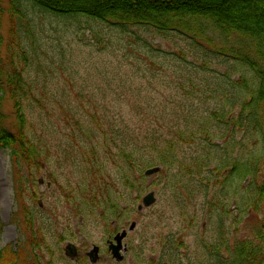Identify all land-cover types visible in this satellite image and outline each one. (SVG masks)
<instances>
[{"label": "trees", "instance_id": "16d2710c", "mask_svg": "<svg viewBox=\"0 0 264 264\" xmlns=\"http://www.w3.org/2000/svg\"><path fill=\"white\" fill-rule=\"evenodd\" d=\"M4 2L0 0V21L8 14L11 27L6 38L0 25V150L10 152L19 200L31 187V198H37L38 176L50 157L48 141L32 130L29 115L35 105L44 108L43 98L48 94L46 87L41 89L26 75L32 56L29 45L36 50L28 19V9L33 7L56 16L104 22L145 44L149 43L146 34L184 36L200 50L206 42L213 46L209 53H179L186 62L190 56L200 58L204 67H210L212 61H234L217 75L219 82L205 99L209 108L201 115L184 111L182 104L168 103L148 114L144 104L151 102L143 94H137L131 103V110L145 116L139 120L148 125L139 133L121 126L124 122L113 121L106 112L91 115L86 123L73 114L84 144L76 131L69 135L81 150L85 166L74 190L81 192L91 212L106 222L121 224L145 189L140 180L145 171L160 166L199 178L206 185L207 203L213 210L226 212L228 202L233 201L230 207L238 208V202L243 211L264 217V0H7L8 6ZM95 37L100 38L97 32ZM237 72L241 75L232 79ZM9 100L13 110L7 107ZM185 142H199L201 148L196 154L184 155L179 145ZM67 159L74 162V156ZM103 160L112 164L114 176ZM134 192L138 195L133 198ZM20 209L26 239L17 249L0 245V264H42L38 249L44 242L36 236V214L25 203ZM218 223V239L213 245L216 264H264L263 231L230 243L224 218ZM260 223L263 227L264 220ZM27 244L30 248L23 249Z\"/></svg>", "mask_w": 264, "mask_h": 264}, {"label": "rangeland", "instance_id": "374dc122", "mask_svg": "<svg viewBox=\"0 0 264 264\" xmlns=\"http://www.w3.org/2000/svg\"><path fill=\"white\" fill-rule=\"evenodd\" d=\"M28 19L36 50L29 45L32 56L26 75L41 89L46 87L48 93L43 98L44 108L35 105L29 115L32 130L48 141L50 157L38 176L37 198H31V187L19 200L10 152L0 150L1 246L17 249L26 239L21 203L36 214V236L44 242L38 249L42 264H216L213 245L218 239L221 217L230 243L250 238L259 230L264 232V223L263 227L260 223L264 217L248 209L243 211L244 206L238 202V208L230 207L233 201L228 202L226 212L222 208L213 210L207 203L205 183L178 175V168L163 169L140 179L145 189L121 224L116 220L106 222L91 212L81 192L74 190L85 166L81 150L69 135L76 131L78 141L84 144L73 114L86 123L91 115L106 112L113 121L124 122L121 126L139 133L148 125L139 120L145 116L131 110V103L137 94H143L151 102L144 104L148 114L158 111L161 103H168L182 104L184 111L201 115L209 108L205 99L217 86V75L225 73L234 61H212L210 67H204L200 58L190 56L186 62L179 53L196 51L204 55L213 46L203 42L205 49L200 50L192 40L180 35L160 38L146 34L149 43L145 44L130 33L84 16H56L29 7ZM0 25L8 38V14ZM96 32L100 38L95 37ZM240 75L234 73L232 79ZM7 107L12 109L10 100ZM179 148L184 155H192L201 145L185 142ZM69 155L74 156V162L67 159ZM103 161L114 176L112 164ZM118 187L122 188L120 183ZM150 191H155L156 203L139 211L142 198ZM137 195L134 192L132 197ZM19 209L21 219L17 221ZM134 221L137 225L130 230ZM123 232L126 236L119 239ZM69 242L76 245L77 258L66 254ZM29 248L27 244L23 249Z\"/></svg>", "mask_w": 264, "mask_h": 264}, {"label": "water", "instance_id": "95a60500", "mask_svg": "<svg viewBox=\"0 0 264 264\" xmlns=\"http://www.w3.org/2000/svg\"><path fill=\"white\" fill-rule=\"evenodd\" d=\"M160 170H161L160 166H155V167L147 169L145 171V175L149 176V175H152V174L159 172ZM156 201H157V197H156L155 191H150L146 195H144V197L142 199V203L139 204V206H138V210L141 211L144 208L151 207L153 204L156 203ZM136 225H137V223L135 221L132 222L129 229L133 230L136 227ZM125 236H126V232H123L121 235H119L118 238L122 239ZM115 247H116V245H113V248H115ZM65 252L72 259L76 258L78 256L77 247L74 243H71V242H69L67 244V246L65 247Z\"/></svg>", "mask_w": 264, "mask_h": 264}]
</instances>
